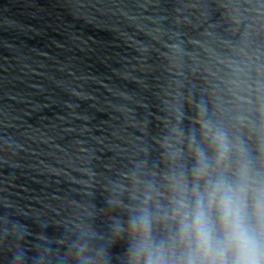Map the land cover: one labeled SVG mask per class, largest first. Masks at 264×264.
I'll use <instances>...</instances> for the list:
<instances>
[{"label": "water", "instance_id": "obj_1", "mask_svg": "<svg viewBox=\"0 0 264 264\" xmlns=\"http://www.w3.org/2000/svg\"><path fill=\"white\" fill-rule=\"evenodd\" d=\"M249 147L264 129V0H0V264H124L145 187L201 141L198 108ZM183 149L166 159L165 141ZM174 218L159 220L164 236Z\"/></svg>", "mask_w": 264, "mask_h": 264}, {"label": "clouds", "instance_id": "obj_2", "mask_svg": "<svg viewBox=\"0 0 264 264\" xmlns=\"http://www.w3.org/2000/svg\"><path fill=\"white\" fill-rule=\"evenodd\" d=\"M196 123L212 155L198 146L191 130H171L187 136L194 164L191 181L180 164L165 175L172 193L168 211L149 183L127 220L114 219L115 233L128 236L124 264H264V129L257 137V167L247 144L210 119L206 105L198 108ZM173 143L166 140L162 152L178 161L183 149ZM166 218H174V227L157 237L154 225ZM76 249V264L109 262L103 249L95 255L88 254L87 244Z\"/></svg>", "mask_w": 264, "mask_h": 264}]
</instances>
